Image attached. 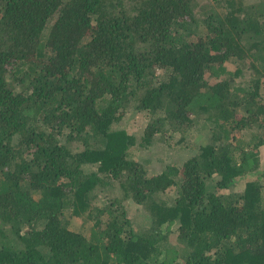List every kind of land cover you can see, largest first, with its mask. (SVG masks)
<instances>
[{
    "label": "trees",
    "instance_id": "16d2710c",
    "mask_svg": "<svg viewBox=\"0 0 264 264\" xmlns=\"http://www.w3.org/2000/svg\"><path fill=\"white\" fill-rule=\"evenodd\" d=\"M263 147L264 0H0V264H264Z\"/></svg>",
    "mask_w": 264,
    "mask_h": 264
},
{
    "label": "rangeland",
    "instance_id": "374dc122",
    "mask_svg": "<svg viewBox=\"0 0 264 264\" xmlns=\"http://www.w3.org/2000/svg\"><path fill=\"white\" fill-rule=\"evenodd\" d=\"M146 115L142 112H134L129 111L124 120L117 124L118 128H124L129 134H133L137 138L140 137V135L143 132V128L146 125ZM162 142V139L159 140ZM159 144V145H158ZM156 146L150 147L149 150H138L135 149L134 153L138 158H146L150 160V165L145 166L146 169H159L162 166L166 164L171 165H178L180 166L184 159L188 157V154L185 153V151H177L174 152V149L168 148L163 144L158 143ZM260 156H261V166L259 169V173L264 175V147L260 149ZM170 195H172L170 193ZM97 204L103 203L102 201L96 202ZM126 211L127 215L129 216L130 220L134 224H144L146 220V215L143 213L140 207L134 205L131 202L126 203ZM83 218H72L70 220V228L74 231H80L84 233L85 235H88L89 228L91 227L92 222H86L83 223Z\"/></svg>",
    "mask_w": 264,
    "mask_h": 264
}]
</instances>
